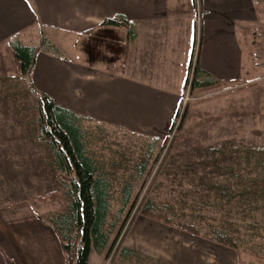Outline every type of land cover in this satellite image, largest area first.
Instances as JSON below:
<instances>
[{
    "label": "rangeland",
    "instance_id": "1",
    "mask_svg": "<svg viewBox=\"0 0 264 264\" xmlns=\"http://www.w3.org/2000/svg\"><path fill=\"white\" fill-rule=\"evenodd\" d=\"M56 33L61 56L54 55L63 62L95 61L85 49L96 38L90 41L81 33L65 30ZM99 40V56L112 58V40ZM25 41L39 45L41 32L39 36L30 33ZM8 42L0 43V210L28 206L40 214L59 212L67 205L66 199H37L61 187V178L37 128L36 101L30 87L34 69L26 77L20 74ZM189 72L176 126L165 135L158 123L153 130H132L83 115L82 126L93 136L94 155L115 188L110 217L116 223L114 235L105 252H92L91 264H157V260L165 264H264V201L245 203L240 194L229 199L234 189L252 185L253 179L264 174V81L243 86L219 82L214 87L195 88L196 73L192 77ZM53 78L44 84V91L54 100L74 101L83 111L99 106V102L89 101L91 94L100 98L87 82L76 78L69 82L67 72ZM144 163L147 168L140 174ZM128 180L133 183L135 208L143 197L162 206L169 204L172 219L195 224L202 232H208L211 225L225 228L246 240L245 244L229 248L139 214L125 246L142 257L115 258L118 243L112 247L113 241L131 209L130 205L119 213L122 187ZM241 180L243 184L237 185ZM259 185L264 183L259 181Z\"/></svg>",
    "mask_w": 264,
    "mask_h": 264
},
{
    "label": "crops",
    "instance_id": "2",
    "mask_svg": "<svg viewBox=\"0 0 264 264\" xmlns=\"http://www.w3.org/2000/svg\"><path fill=\"white\" fill-rule=\"evenodd\" d=\"M198 25L200 73L237 86L264 81V0H0V43L14 36L25 43L30 33L43 32L60 45L59 30L112 40V58L99 56L100 40L87 44L92 62H63L41 52L36 88L47 90L53 76L67 72L69 82L90 84L100 100L91 94L89 101L100 104L86 111L74 101L55 99L57 105L132 130L158 123L164 135L181 107ZM25 207L0 210V264H6L4 254L15 264H65L53 228Z\"/></svg>",
    "mask_w": 264,
    "mask_h": 264
},
{
    "label": "trees",
    "instance_id": "3",
    "mask_svg": "<svg viewBox=\"0 0 264 264\" xmlns=\"http://www.w3.org/2000/svg\"><path fill=\"white\" fill-rule=\"evenodd\" d=\"M105 23L110 24L113 21L108 20ZM8 45L23 77L32 72L41 52L61 56L60 48L43 32H41L39 45L24 44L18 36L12 37ZM218 84L219 81L214 77L200 73L198 66L193 81L195 88L214 87ZM30 87L36 101L38 132L50 148L62 185L38 196L37 199L40 202L57 201L61 198L67 200V205L62 211L38 214V217L55 231L65 256V264H89L92 252L100 254L105 252L114 235L116 223L110 217L115 199V188L108 171L94 155L92 133L89 128L82 126L84 116L57 105L49 94L40 92L33 82H30ZM175 126L174 121L171 131ZM146 168L147 163L142 164L140 174H143ZM259 181L264 183V174L253 179L252 185L247 184L242 188L237 187V190L234 189L229 199L240 194L242 198H245V203L264 201V185H259ZM239 184H243L242 180L237 182V185ZM222 191L224 192V189ZM132 198L133 183L128 180L122 187L119 213L122 214L130 205L131 209L113 241L112 247L118 243L115 258L119 255L136 259L142 257L136 250L125 246L126 238L139 214L190 234L204 236L229 248L238 249L246 242L225 228L221 229L211 225L208 232H202L195 224L172 219L168 214V209L172 211V205L162 206L150 198L143 197L135 208ZM127 221L129 225L124 230ZM4 257L6 264H15L5 254ZM154 262L165 264L158 260Z\"/></svg>",
    "mask_w": 264,
    "mask_h": 264
},
{
    "label": "built area",
    "instance_id": "4",
    "mask_svg": "<svg viewBox=\"0 0 264 264\" xmlns=\"http://www.w3.org/2000/svg\"><path fill=\"white\" fill-rule=\"evenodd\" d=\"M198 31H196L195 40H194V46L192 51V56L189 64V75H192L194 77V74L196 73V70L199 66V52H200V45H201V35L199 27L197 28ZM189 80V77L187 78V81ZM191 84V81L189 82Z\"/></svg>",
    "mask_w": 264,
    "mask_h": 264
}]
</instances>
